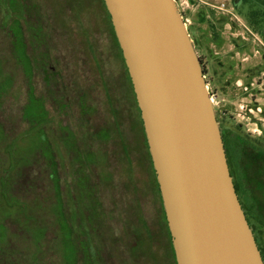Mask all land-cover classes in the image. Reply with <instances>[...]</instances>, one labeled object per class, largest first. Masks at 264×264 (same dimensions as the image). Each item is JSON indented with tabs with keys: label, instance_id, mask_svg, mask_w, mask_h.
I'll return each instance as SVG.
<instances>
[{
	"label": "rangeland",
	"instance_id": "rangeland-1",
	"mask_svg": "<svg viewBox=\"0 0 264 264\" xmlns=\"http://www.w3.org/2000/svg\"><path fill=\"white\" fill-rule=\"evenodd\" d=\"M21 1L12 3L16 14L22 13ZM78 1L84 5L80 15L74 11ZM24 2L33 5L31 22L36 20L48 37L44 49L52 51L55 61L66 56V68L76 67L80 79L76 80L74 74L75 81H79L87 95L89 114L80 113L72 96L64 110L57 103L60 94L53 90V81L58 75L53 78L49 72L59 73L56 67L63 72V64L52 62L56 70L48 71L35 66L30 80L36 88L32 94L46 101L53 117L50 125L40 127L46 134V147H50L46 156L47 148L42 147L38 137L39 128L31 126V119H22L21 111L29 105V80L12 59V50V61L8 62L9 53L3 44L8 40L5 35L9 6L7 0H0V264H72L63 248L61 216L67 230L73 233L69 242L75 248L74 264H87L86 259L89 264H98V259L100 264H175L159 196L149 184L154 175L146 154L143 122L126 84L124 65L101 1ZM175 3L200 60L220 133L232 135V140L225 138L227 157L232 172L239 176L242 139L256 141V147L264 148V23L255 31L245 18L251 8L258 10V15L264 14V0H248L237 8L233 0ZM23 29L28 56L43 52V48L32 49L29 33ZM90 52L101 69L98 76L103 78L111 103L107 104L104 95L99 101L100 93L94 86L98 81L97 72L94 73L97 68ZM44 79H50V86L45 85L42 93ZM3 84L7 86L2 88ZM110 104L118 113V122L131 149V171L119 155L120 145L102 141L94 146V141L87 142L89 133L113 127ZM85 149L94 160L102 152L105 160L100 163L98 159L92 173H88V182L82 184L78 153L83 154ZM55 164L56 180L52 172ZM96 196L101 203L99 216L95 219V231L90 230L86 241L81 199L87 210L94 201L91 197ZM238 198L243 204L241 188ZM91 214L89 211L87 215L92 218ZM81 242L88 250L86 256ZM114 244L118 250L122 249L119 244H124L126 251H118ZM101 249L108 252L102 253Z\"/></svg>",
	"mask_w": 264,
	"mask_h": 264
},
{
	"label": "water",
	"instance_id": "water-1",
	"mask_svg": "<svg viewBox=\"0 0 264 264\" xmlns=\"http://www.w3.org/2000/svg\"><path fill=\"white\" fill-rule=\"evenodd\" d=\"M143 122L177 264H264L175 0H103Z\"/></svg>",
	"mask_w": 264,
	"mask_h": 264
},
{
	"label": "flooded vegetation",
	"instance_id": "flooded-vegetation-1",
	"mask_svg": "<svg viewBox=\"0 0 264 264\" xmlns=\"http://www.w3.org/2000/svg\"><path fill=\"white\" fill-rule=\"evenodd\" d=\"M21 4L27 5L24 2V0L21 1ZM27 7H29L32 10V13L34 12V7L32 4H28ZM25 38L26 37L24 36L23 37L24 41H25ZM29 39L35 42V44H33L34 47L32 46V49H38V48L44 49L43 44L48 41V37H46V36L43 38H41V37H33V38L29 37ZM30 40H29V42H30ZM118 46H119V44H118ZM49 50L44 49L43 52H37L36 54H32V56L35 57V60H36L34 62L35 65L40 66L41 67L40 69H42V71L43 70L48 71V70H50L49 68H51V70H54L55 66H53L51 64L52 62H53V64H55L57 62L56 64L58 66H60V65L62 66V64L64 66L66 61L68 62V60L66 59V56H64L65 59L59 58L57 61L53 60L52 56H51L52 51L51 50L49 51ZM119 55H120V53H119ZM91 58L94 59L93 63H94V65H96L95 67L97 68L94 73L97 72V77H98L97 80L98 81L95 80L94 86L96 88V91H98L100 93L99 101L103 98V95H105L106 98H108V100L110 101V95H109V92H107L106 87H104L103 78L102 77L99 78V76L102 74L101 69L99 67H97L98 66L97 61L93 57L92 53H91ZM121 61L124 65V69H125L124 70V78L126 80V84L128 85V87L130 88V90L132 92V98H133V102H134L135 94H134L133 86H132V83H131V80H130L128 70H127V67L125 65L123 56L121 58ZM23 64H24V62H23ZM69 68L71 71L69 70ZM69 68L68 67L66 68L64 66V70H63V72H61L59 70V68L56 67L57 72H59V73L54 74L53 71L49 72V74H51L53 78L55 77V75L56 76L58 75L57 76L58 78L54 79V81H53L55 84L54 85L55 87H53V90L56 89L55 92L58 91V93L60 94V98L57 99L58 101L57 100L56 101L59 104V106L61 107V109L64 110L70 104V101H71L70 99L72 96V97H74L73 100H75L74 102L77 104L78 109L80 110V113L82 115H87L88 114L87 113V111H88L87 110V103H86V96L87 95L84 91H82L79 81L78 82L75 81V75L74 74H76L75 71H77L76 67L71 66ZM23 74H24V72H23ZM79 75L81 77V72H79ZM90 77H92V75H90ZM79 79L80 78L76 74V80H79ZM49 80H48V82H46L45 79L43 80L44 84L42 83V85H41L42 93L45 92V85H46V87L50 86ZM35 89L36 88L33 86L32 90L34 92H35ZM28 90L30 91L29 87H28ZM37 91H39V88H37ZM33 98H34L33 102H34V104H36V106L39 107L42 104L44 106V108L47 110V116L42 117V119H40L41 116L37 115L36 116L37 118H33V120H32V123L35 124L36 128L37 129L39 128V130L37 131L38 137H40L41 134L46 137V134H44L45 132L41 131V128L44 127V125L46 123H47V125L51 124V120L53 118L50 115L51 109L50 110L48 109V107L46 106V101H44L42 98H40V96H38V98H37V97H35V95H33ZM21 113L23 116L24 110ZM221 136H222V140H223L224 145L226 142L225 138H227V140H229V139L232 140V135H230V134L226 135V136L221 134ZM86 139H87V137H86ZM41 145L44 148V145L42 143H41ZM256 146H258V143L256 141H252V140L249 141L248 139H245V140L242 139V142L239 145V150H240V163H239L240 166L238 168L239 176H237L236 173L232 172V170H231L230 161H229V158L227 157L226 145H225V152H226V157H227L230 175L232 177V181H233L237 196H238V188H241L243 190V198H244L243 204H242L241 200H239V202L241 204L242 210L245 214V217H246V220L249 224V227L253 233L257 248L260 252L261 258H262L263 263H264V148L261 149V148H258ZM46 148H47L46 149L47 153H49L48 149H50V147L47 146ZM80 165L81 164H79V167L81 168ZM54 167L55 168H53L52 172H53V178H54V180H56L55 174H56V170L58 168V165L55 164ZM236 179H237V182H236ZM79 181H80V183L84 184L85 183L84 181L88 182V179H84L83 174L81 173V179ZM158 187H159V185H158ZM85 195H86V193H85ZM85 199H89V196L88 197L86 196ZM91 199H93L94 201H93L91 206L88 205V209H89V211L93 212V215L91 214L92 218H90L87 215V214H89V211H88V209L86 210V208L84 206V200L81 199V202H82L81 213L84 216V222H83L84 228L82 229V231H83V236L85 235V237H86V241H88V236H90V230H91V232L95 231V229H94V225L96 223L95 219H97L99 216V208H100V204H101L99 199L97 200V196H96V198L91 197ZM159 201H160V205L162 208V220L165 223L164 227H165V230H168V232L170 234L168 222L166 219V214H165L162 199H161V195H160ZM255 214H256V217H259V220H260V222L258 224L253 221ZM144 227H145V224H144ZM144 229H145V231L148 232L147 227H145ZM170 240H171L170 243H171L172 248H173L171 235H170ZM119 245H121L122 249L118 250L117 245H115V247L117 248L118 251H120V252L126 251V249H124V246H123L124 244H119ZM80 246H81V249H83L84 256L88 255V250H87L86 246H84L82 242L80 243ZM105 252H108V251H106L105 249L102 250V253H105ZM173 254L175 257L174 248H173ZM105 255L108 256V254H105ZM105 255L101 254V256H104V257H105ZM97 258H99V256ZM112 258H113V261H115V257L112 256ZM128 259H129V255H128ZM99 261L100 260L98 259L97 260L98 264H100ZM116 261H117V259H116ZM175 262H176V257H175ZM86 263L89 264L87 259H86ZM176 264H177V262H176Z\"/></svg>",
	"mask_w": 264,
	"mask_h": 264
},
{
	"label": "trees",
	"instance_id": "trees-1",
	"mask_svg": "<svg viewBox=\"0 0 264 264\" xmlns=\"http://www.w3.org/2000/svg\"><path fill=\"white\" fill-rule=\"evenodd\" d=\"M7 1H8V6H9V14L11 17L10 16L8 17V28H7L8 33L5 35L7 37L6 39H8V40L6 42V45H5V43L3 45H4V48L6 50V53L7 54L9 53L8 62H9V60L12 61V59H14L16 61V64L18 63V66L20 65V67H22V70L24 71L26 78L29 80L28 83H29V88H30V96H29L28 102H27L29 105L26 107L27 109L24 110V114L22 116V119H31V121H32L33 118H37L36 117L37 115L38 116L40 115L41 116L40 119H42V117L47 116V110L44 108V106L42 104L38 107L33 102V99H34L33 94H32L33 85L31 86L32 82L30 80H31V77L33 75V71H34L33 69L36 66L34 63L35 57H29L27 54V51H26L27 45L25 44V41L23 39V37L25 36L23 27L26 28L27 32L29 33V36L32 38L33 37L43 38L45 36L43 35V33L41 31L42 30L41 25L36 24L35 23L36 20H34V19H32V21L34 23L31 22L32 10L29 7H27V5H24V4L19 5V6H23L22 7L23 8L22 13L16 14V12H15L16 9H14L13 5H12V3L15 0H7ZM100 1H101V4L103 6L104 11L107 12V20H108V23H109L110 28H111V33H112L113 39L115 40L116 45L118 47L120 56L122 58V52L118 46L117 38H116L114 29L112 26L110 16L108 14V11L106 10L105 3L103 0H100ZM75 3H76V7L74 8L75 14L80 15L82 12V8L84 7L83 2L78 1ZM247 3H248V0H241L240 2H237V0H233V5L235 8L239 7L238 6L239 4L244 5ZM258 14H260V12L258 10H253V8H251L249 13L245 17L246 20L249 22V24H251V27L253 28V30H255V31H257L260 23H264V14H261V15H258ZM253 18H255L254 22H256V23H252ZM84 33L86 35V32H84ZM85 37H87V35ZM33 44H35V42L31 40L30 46L32 47ZM10 50H12L11 53L14 54L15 58L13 57V55L11 56V58L12 57L13 58L12 59L10 58V55H11ZM91 53H93V52H90V55H91ZM93 57H95L94 54H93ZM23 62H24V64H23ZM1 86H2V88H4L7 85L3 84ZM105 98H106V96H105ZM108 101L109 100L107 98V104H108ZM109 102L111 103V101H109ZM134 103H135V106H137V102H136L135 98H134ZM110 108H111L110 115L113 118V127L110 126L108 129H105V130L103 129V130H100V131L95 132V133H89L87 136L88 137L87 142H89L90 140L94 141V146L101 144L102 141L106 142V143L115 142L116 144H118V146L120 145L119 155L121 154V156L124 157V160L126 161V163L128 165L127 168L129 171H131L133 169L132 168V162L133 161H132L131 149L125 140L123 131L121 130V126L118 122V113L112 108V104H110ZM137 109H138V107H137ZM87 110H88L87 113L89 114V109L87 108ZM139 114H140V111H139ZM21 115H22V113H21ZM34 125L35 124L31 123V126H34ZM41 131H43V130L41 129ZM100 133L102 134L101 136H100ZM142 133H143V136L145 137L144 130ZM86 135H87V133H86ZM39 140L44 145V147L46 148V137L41 134L39 137ZM145 144H146L145 146H146L147 158H148V161L150 162L149 163L150 168H151V171L153 172V175H154V179L151 180L149 184H151L152 192L155 193L156 195H158L160 198V191H159L155 171L153 168L151 156H150V153L148 152V144H147L146 139H145ZM97 155H98V159H101L100 163L105 160L104 157H102V152H98ZM46 156H49V154L47 153ZM78 156H79V161L81 164L80 165L81 166L80 172L83 174L84 179H88L90 177L89 174L92 173L93 167L96 165V163H98V159L94 160L90 156V153L87 152L86 149H85L83 154L79 152ZM135 195H138L137 191L135 192ZM134 198H136V201H137V196H134ZM253 221L257 224L260 222L259 217H256V214L254 215ZM60 222L62 224V236H63L62 241H63V248L65 247V250H66L65 251L66 252V259L67 260L71 259V261H72L71 263L74 264L75 263V254H74L75 248H74V244L69 242L72 240L71 237H72L73 233L71 231L67 230V229H69V227L65 223L66 221L62 216H61ZM168 234H169V232H168ZM168 239L170 240V235L168 236ZM170 242H171V240H170ZM171 248H172V245H171ZM171 253H172L171 254L172 258L174 259V262H175V257L173 254V248L171 250ZM175 264H176V262H175Z\"/></svg>",
	"mask_w": 264,
	"mask_h": 264
},
{
	"label": "built area",
	"instance_id": "built-area-1",
	"mask_svg": "<svg viewBox=\"0 0 264 264\" xmlns=\"http://www.w3.org/2000/svg\"><path fill=\"white\" fill-rule=\"evenodd\" d=\"M222 7H224V5H222ZM208 90V89H207ZM209 93V92H208ZM211 102H213V100H211Z\"/></svg>",
	"mask_w": 264,
	"mask_h": 264
}]
</instances>
